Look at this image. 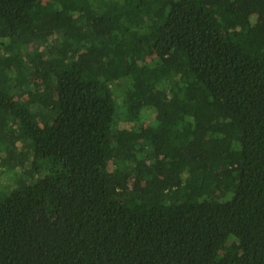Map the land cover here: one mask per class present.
<instances>
[{
	"label": "trees",
	"instance_id": "16d2710c",
	"mask_svg": "<svg viewBox=\"0 0 264 264\" xmlns=\"http://www.w3.org/2000/svg\"><path fill=\"white\" fill-rule=\"evenodd\" d=\"M0 264H264V0H0Z\"/></svg>",
	"mask_w": 264,
	"mask_h": 264
}]
</instances>
